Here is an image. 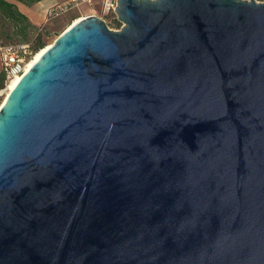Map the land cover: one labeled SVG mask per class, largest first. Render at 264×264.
<instances>
[{"label": "water", "instance_id": "1", "mask_svg": "<svg viewBox=\"0 0 264 264\" xmlns=\"http://www.w3.org/2000/svg\"><path fill=\"white\" fill-rule=\"evenodd\" d=\"M112 11L0 103V264H264V2Z\"/></svg>", "mask_w": 264, "mask_h": 264}, {"label": "rangeland", "instance_id": "2", "mask_svg": "<svg viewBox=\"0 0 264 264\" xmlns=\"http://www.w3.org/2000/svg\"><path fill=\"white\" fill-rule=\"evenodd\" d=\"M9 1H13V0H9ZM44 1L50 2V5L47 6L49 7L55 3H60L64 0H44ZM258 1L264 2V0H258ZM38 3L36 4L32 3L29 6H35ZM107 4L110 5L107 7L106 6ZM113 6H114V0H91L89 3H80L76 6H72L69 9L61 13H58L57 15L52 17H48L47 14H45L47 7L44 8L43 16L39 21V25H37L39 32V40L42 43L43 48L47 47L50 44V42L55 38V36H57L71 22L85 15H89V14L95 15L103 19L107 27H109L110 29H117L119 26L116 25L112 20V18H115L114 13L112 11ZM34 12L35 11L33 10L31 13L34 14ZM31 16L33 15L31 14ZM118 23L120 25V22ZM19 43L20 42H17V37H11L10 40L8 38H2L0 41V45H18ZM37 51H33V49L30 47L31 55H29L30 57L27 63ZM8 79L9 76H7V74L2 70V74L0 75V103L6 95L5 85Z\"/></svg>", "mask_w": 264, "mask_h": 264}, {"label": "trees", "instance_id": "3", "mask_svg": "<svg viewBox=\"0 0 264 264\" xmlns=\"http://www.w3.org/2000/svg\"><path fill=\"white\" fill-rule=\"evenodd\" d=\"M13 1L29 6L39 0ZM112 20L119 26L115 18H112ZM11 37H17V42H20L19 44H26L29 52L30 47L33 51H39L43 48L39 40L38 26L31 24L27 17L17 9L12 1L0 0V41L2 38H8L10 40ZM29 55H31V52ZM1 74L2 70L0 71V75Z\"/></svg>", "mask_w": 264, "mask_h": 264}, {"label": "built area", "instance_id": "4", "mask_svg": "<svg viewBox=\"0 0 264 264\" xmlns=\"http://www.w3.org/2000/svg\"><path fill=\"white\" fill-rule=\"evenodd\" d=\"M91 0H64L60 3H55L46 9L48 17H52L61 13L72 6H76L80 3H89ZM110 4H107L108 7ZM105 6V7H106ZM29 50H27L26 44L18 45H0V65L1 69L7 74V76L19 74L24 72V66L29 59Z\"/></svg>", "mask_w": 264, "mask_h": 264}, {"label": "crops", "instance_id": "5", "mask_svg": "<svg viewBox=\"0 0 264 264\" xmlns=\"http://www.w3.org/2000/svg\"><path fill=\"white\" fill-rule=\"evenodd\" d=\"M12 2L16 5L17 9L27 17L29 22L35 26L39 25V21L43 16L44 8H46L48 5H50V2L44 1V0L43 1L39 0L37 2H34V4L39 2L35 6H25V5H23L19 2H16V1H12ZM33 10L35 11L34 14L31 13ZM31 14L33 16H31ZM0 70H1V65H0Z\"/></svg>", "mask_w": 264, "mask_h": 264}, {"label": "bare ground", "instance_id": "6", "mask_svg": "<svg viewBox=\"0 0 264 264\" xmlns=\"http://www.w3.org/2000/svg\"><path fill=\"white\" fill-rule=\"evenodd\" d=\"M45 48L39 50L37 53H35L33 55V57L29 60V62L26 63V65L24 66V71L36 60V58L41 54V52ZM19 76H20L19 74H14V75L9 76V79L7 80L6 85H5L6 94L12 88V86L15 84V82L18 80Z\"/></svg>", "mask_w": 264, "mask_h": 264}]
</instances>
